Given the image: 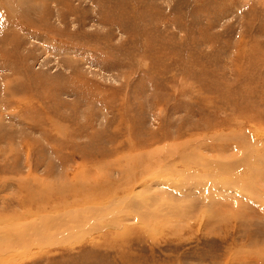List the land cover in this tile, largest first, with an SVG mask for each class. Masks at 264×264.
<instances>
[{
  "label": "rangeland",
  "instance_id": "rangeland-1",
  "mask_svg": "<svg viewBox=\"0 0 264 264\" xmlns=\"http://www.w3.org/2000/svg\"><path fill=\"white\" fill-rule=\"evenodd\" d=\"M0 127V230L52 212L21 206L25 185L73 184L87 202L81 187L91 184L103 200L89 206L100 208L106 182L139 169L149 178L133 192L150 185L153 216L135 220L138 209L121 204L118 228L0 252V264L264 263V217L231 214L236 203L220 214L187 205L190 214L175 217L162 207L171 180L149 170L178 146L236 168L258 158L243 150L264 146V0H0ZM91 170L100 181H72ZM207 171L220 201L246 195L226 186L230 175Z\"/></svg>",
  "mask_w": 264,
  "mask_h": 264
},
{
  "label": "bare ground",
  "instance_id": "bare-ground-1",
  "mask_svg": "<svg viewBox=\"0 0 264 264\" xmlns=\"http://www.w3.org/2000/svg\"><path fill=\"white\" fill-rule=\"evenodd\" d=\"M238 140H239L238 143H241V144L243 143L240 140V138ZM239 147L240 148L238 151H240L239 153H241L242 152L241 147H243V145L242 146L239 145ZM174 148L173 147L168 148V152L170 150L171 152L165 157L164 159L165 161H163L162 159L161 161H159V159L158 160L155 159L154 160L155 163L153 164V167L152 165L151 167L148 166L150 168L149 170H150L151 178H153L154 181H155L154 176L156 175H165L166 177H168L166 178L167 180L168 179L171 180L170 182L172 183V185L170 186L168 183L166 185V186L173 187L172 189L169 188L171 190L168 189V191H165L161 188L162 189L161 192L164 194V197L168 198V199L164 198L163 200V201H168L166 202L167 206H163L164 205L163 204L162 207L165 210H168L169 214L174 215L175 217H179V218L182 216L184 217L185 215L189 213L188 210L185 208V206L187 205L188 206L194 205L195 208H197L198 210L206 207L207 208L205 210L206 212L210 214L213 212H218L220 214V213L225 212V210L221 208L222 205L220 204L232 203V205L234 206V204L236 203L237 207L236 208L232 207L231 214L234 212H237L239 208L240 209L243 208L247 217H249L250 220L252 219V221H254V218L264 217V212L262 211L264 209L261 210L262 212L260 211L261 204L263 205L264 203V146L262 148L259 147V149H254L252 147L253 149H250L249 151L246 150L247 147L244 148L243 152H245V154L248 152V155H249L251 152L253 153L254 151L259 154L258 158L255 161L251 160L250 162L251 164L246 166V168H242L241 167L242 165L236 168V167H232L225 163L210 162L212 160L205 161L204 158L200 157L198 153L195 152L196 150L194 152L192 151L190 154H187L186 147L183 148L181 146H178L177 150H173ZM242 153L240 154V156L237 155L239 157L238 159L239 162H240V158L242 157ZM248 155L246 154V156ZM244 158H247V157H244ZM176 160L180 161L179 162L181 164L180 168H178L177 167L178 164L174 162ZM192 160H194V163H193L192 169L189 170L190 164L188 162H191ZM230 161L232 160L230 159ZM208 162L210 163V166ZM259 162H260L259 168L255 169L254 163L258 164ZM137 163H138V160L135 164ZM130 166L128 167L130 168ZM120 168H123V167L120 166ZM202 169L206 170L205 173L208 172L207 170L211 171L208 173L210 177L220 175V178H221V177H227V175L228 176L230 175L231 179H227V180L225 179V181H223L225 182V184H227L226 186L228 187L230 185L234 187L233 189L236 191L235 194H239L244 191L245 192L244 194L246 195L244 197L240 196L241 198H238V200L231 202L233 200L228 198L227 195L229 193L227 192L228 194H225L223 201H220L216 196L213 195L214 191H218L217 186L208 184L210 185V187L208 186L205 187L203 180L207 177V175L206 174L200 175ZM238 169H239V173H238V176H236L235 173L238 172ZM242 171L244 172V175L242 174ZM128 172H129V169H128ZM130 174L131 176H129L128 174L124 175L126 176L124 182H112V181L106 182L105 188L101 191L105 192L106 194L105 198L107 199L106 201L108 204L99 206L100 208L89 206V205H96L95 204L96 202L101 203V200H103L102 196H99V195H96L94 198H92L91 191L93 192H98V191L94 187V185L91 186V184L90 185L85 184V185H82L81 187V189L83 190L82 195L86 198H89L87 202H85L84 199L80 196V191H79L80 187L77 188L73 184L67 183V186H64L63 182L59 184H50V182L43 179L40 181V183H38L40 185V188H38L37 190L31 189L27 185L23 186V188H21V191L25 190L27 194L26 201L28 204L24 203L23 201H18L21 204V206H23L24 208L37 207L39 209V212H40V208L46 209V211L47 209L48 210L50 209L52 212H49V213L45 212V214H39L37 218L27 223L21 224L19 226H15V225L9 226V227L6 226L7 228H5L4 230H0V252L12 251L16 248L24 249L23 252H25V249L27 250L31 247H39V248H42L43 246H53L54 247L62 243L64 244L65 241H71L73 239L79 242L89 233L102 230L103 227H109V229L118 228L121 222L123 221L122 217H120L118 214V212H121V209L123 208L121 206L120 209L118 210V206H120L121 204L127 208L138 209L139 214L134 218L135 220L143 219L145 223L149 220H153V216H150L152 215V210H150L151 208L148 209L149 207H151V206L148 207V202L150 201L146 198L149 195L151 196L150 185L143 186V189L141 191L138 190V192H133L134 186L136 185L141 186L140 184L146 183L144 181H146L147 178H149V174H147V171H146L145 174L143 175L144 178H142L141 177L142 175L140 176V169L137 171V173L134 172ZM86 175L91 177L94 180H99V178H101L100 173L97 174V171L91 170V171H84L78 174L75 178L72 179V181L81 179V177L86 178ZM128 178L129 179L135 178V179L132 182H129ZM239 178L241 179L243 178L242 181L237 180ZM175 179L176 181H174ZM50 186L52 189H50ZM120 187L122 188L121 190L119 189ZM151 187L153 188L152 185ZM209 188L211 189L209 190ZM175 190H178L179 192L177 191L178 193L176 192L177 194H175L174 192ZM228 190H230V188H228ZM210 191H212V195H210L209 193ZM45 192H48V193H45ZM65 193H67L66 196L64 195ZM217 193L223 194L220 191H218ZM120 194H125V195L127 194L128 196H125L121 199L120 197H118ZM37 195H38V198H37ZM71 195H73L72 198L70 197ZM139 195L143 197V199L139 198ZM237 196L239 195H236V198ZM160 197H161L160 194H157V195L154 194V196L151 197L150 200H152L153 202H156ZM70 200H72V203H73L72 205L69 204ZM79 200H81L80 204H79ZM102 202H105V201H102ZM83 205H88V206L87 208H85ZM75 206H77L78 208L69 210L67 212H65L64 210L69 207L75 208ZM113 207L115 208L112 211L111 209ZM158 208L161 209V207H158ZM54 211H57L60 214H54L53 213ZM110 214H114V216H110ZM30 216H33V215H30ZM30 216L27 215V217H30ZM218 219L219 218H217V220ZM226 219H228V217ZM262 225H264V223H262ZM12 255L13 254H11V258H12ZM19 256L21 255H18V257ZM258 257L260 256L258 255ZM248 258L253 260V258H256V257L249 256ZM257 260H260V259H257ZM258 263L264 264L262 262H258Z\"/></svg>",
  "mask_w": 264,
  "mask_h": 264
}]
</instances>
